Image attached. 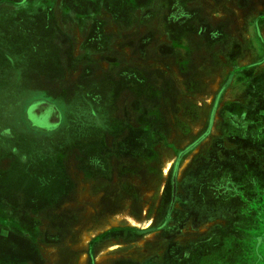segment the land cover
I'll list each match as a JSON object with an SVG mask.
<instances>
[{
	"label": "rangeland",
	"instance_id": "374dc122",
	"mask_svg": "<svg viewBox=\"0 0 264 264\" xmlns=\"http://www.w3.org/2000/svg\"><path fill=\"white\" fill-rule=\"evenodd\" d=\"M13 1L0 264H264V0L115 1L86 44L106 29L118 48L40 82L52 2L15 17Z\"/></svg>",
	"mask_w": 264,
	"mask_h": 264
},
{
	"label": "crops",
	"instance_id": "0c3cea01",
	"mask_svg": "<svg viewBox=\"0 0 264 264\" xmlns=\"http://www.w3.org/2000/svg\"><path fill=\"white\" fill-rule=\"evenodd\" d=\"M20 0H14L13 8H10L12 14L18 13V9H28L30 6H36L37 8H44V4L42 2H52V4L47 5V7H51L53 12L51 14L46 15L47 17L57 19V29L47 28V43H52V39H54L52 45H49V48H54L56 51L53 53L47 54L45 52L43 59L47 60V64H52L49 69H47L46 75L42 73L39 69H32L31 75L32 78L30 81L32 82H40L42 80H60L61 74H68L71 71V66L78 63V59L81 56L87 55L86 53H91V56L98 57V53H105L106 49L117 47L119 45V41H114V34H109V30L105 29V25L102 30L106 36H108L109 43L105 48L103 44L95 45L89 43L86 44V40H88L89 36L94 33V28L97 26V23L100 21H104L107 18H115L117 16L118 11L120 10V4L112 9L110 5L115 1L121 0H40L39 3H32V0H22L23 5L19 2ZM140 2L137 6H139V10L146 8L145 4L150 2L152 4V8H154L160 1L162 0H135ZM168 1V0H167ZM22 7V8H18ZM17 11V12H16ZM101 12V13H100ZM103 13L107 14L106 18ZM90 18V19H89ZM51 19L44 20V25L50 22ZM48 26V25H47ZM57 40V41H56ZM55 42H57L55 44ZM81 50L80 53L77 51ZM102 50V51H101ZM100 51V52H99ZM80 55V56H78ZM106 58H109L107 56ZM105 58V59H106ZM65 70V71H64ZM58 76V77H56ZM39 85V84H38ZM62 88V86H60ZM32 90V88H30ZM30 89L28 91H30ZM37 89V90H36ZM33 87L34 91H43L45 94V88H37ZM62 93V92H60Z\"/></svg>",
	"mask_w": 264,
	"mask_h": 264
},
{
	"label": "flooded vegetation",
	"instance_id": "af4514ba",
	"mask_svg": "<svg viewBox=\"0 0 264 264\" xmlns=\"http://www.w3.org/2000/svg\"><path fill=\"white\" fill-rule=\"evenodd\" d=\"M17 3H20V4L23 5L24 2H23V1H19V2H17ZM18 8H22V7H18ZM18 10H22V9H18ZM16 12H17V11H16ZM19 12H20V11H18V13L15 14V17L19 16ZM7 54H8V53L6 52V54H5L6 57L4 56V54H3V57H2V54H1V58H0L1 60L4 59V60L6 61V62H5V61H1V60H0V61L2 62V63H1V69H2V70H1V77L5 78V79H7V78L9 79V77H8V75H7L8 72H9V71H8V68H9L8 66H9V63L12 64V59H11V57H10L9 55H7ZM6 76H7V77H6ZM78 81H79V80H78ZM76 85H77V82H76ZM22 87H23V86L21 85V88H22ZM63 87H65V86H63ZM63 87H62V88H59L58 91H61V92H62V91L67 90L66 87H65V88H63ZM8 90H9V89H8ZM4 91H6V90H4ZM21 91H23V89H22ZM45 92H47V91H45ZM39 93H40V92H39ZM34 106H41V104H40V103H39V104H35ZM34 106H33V107H34ZM45 107H46V106H45ZM28 109H29V108H28ZM29 110H30V109H29ZM29 110H28V111H29ZM28 111H27V113H28ZM39 111H40L39 109H37L36 112H34V110H33V114H34L33 117H34V119L36 118L37 115H38V116L40 115ZM27 118H28V121H29L30 125H31L33 128H36V129H39V130L43 129V127H42L43 125L41 126V124H40L41 120L38 121V122H36V120H34V121H30V114H29V113L27 114ZM42 123H45V121H42Z\"/></svg>",
	"mask_w": 264,
	"mask_h": 264
},
{
	"label": "bare ground",
	"instance_id": "6f19581e",
	"mask_svg": "<svg viewBox=\"0 0 264 264\" xmlns=\"http://www.w3.org/2000/svg\"><path fill=\"white\" fill-rule=\"evenodd\" d=\"M36 112V111H35Z\"/></svg>",
	"mask_w": 264,
	"mask_h": 264
}]
</instances>
